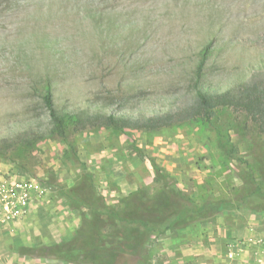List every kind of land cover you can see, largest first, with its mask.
<instances>
[{
    "label": "rangeland",
    "instance_id": "374dc122",
    "mask_svg": "<svg viewBox=\"0 0 264 264\" xmlns=\"http://www.w3.org/2000/svg\"><path fill=\"white\" fill-rule=\"evenodd\" d=\"M207 47L206 86L264 78V0H0V264H72L43 248L77 234L88 210L66 196L88 177L111 205L140 189L153 198L167 183L177 209L231 199L255 180L257 193L214 224L175 237L166 219L148 220L149 244L152 264H264V177L254 161L264 132L247 115L214 120L231 135L229 158L201 118L156 131L88 124L63 139L42 102L49 81L64 112L168 110L190 98ZM19 185L24 208L11 199L25 192ZM116 224L99 229L128 234Z\"/></svg>",
    "mask_w": 264,
    "mask_h": 264
},
{
    "label": "trees",
    "instance_id": "16d2710c",
    "mask_svg": "<svg viewBox=\"0 0 264 264\" xmlns=\"http://www.w3.org/2000/svg\"><path fill=\"white\" fill-rule=\"evenodd\" d=\"M209 52L210 47L203 51V60L196 71L197 80L187 101L176 103L171 109L153 111L140 117L116 113L77 114L60 111L53 97L52 85L47 81L41 97L55 126L54 134L66 139L71 130L85 128L88 124L112 127L119 131H124L127 127L156 131L172 127L180 121L201 118L215 125L219 148L225 156L232 157L235 148L231 135L216 126L214 120L219 112L232 110L247 115L264 132V78L255 75L249 81L228 90L206 86L202 83V77ZM254 161L264 177V146H260L256 151ZM92 183L88 177L69 190L66 197L71 205L86 208L88 211H82V222L73 238L65 239L60 245L43 248L45 252L50 249L51 253L48 255L51 257L72 264H121L127 257H135L141 264H152L153 253L149 244L151 230L148 220L166 219L168 226L165 229L177 237L204 224H214L220 215L235 210L237 203H242L258 191L256 181H248L231 199L209 197L200 205L177 209L174 188L167 183L153 198L147 199L143 189H140L122 197L117 205L108 204ZM108 219L117 223L115 227L127 225L128 234L115 237L112 232L104 236L99 228Z\"/></svg>",
    "mask_w": 264,
    "mask_h": 264
},
{
    "label": "built area",
    "instance_id": "2783aa9c",
    "mask_svg": "<svg viewBox=\"0 0 264 264\" xmlns=\"http://www.w3.org/2000/svg\"><path fill=\"white\" fill-rule=\"evenodd\" d=\"M18 187H20V188H18V189H23L25 192L22 194V195H20V196H17L16 194H13L12 196H11V199L12 200H14V202H15V200L17 201L16 203H15V205L17 206H20V208H24L25 206H27L28 205V200H29V196H28V194L26 193V187L25 186H22V185H19ZM13 203H8L6 206H5V209H6V211H8L9 209H10V205H12ZM8 213V212H7ZM9 214V213H8ZM10 215L11 214H9V217H10Z\"/></svg>",
    "mask_w": 264,
    "mask_h": 264
}]
</instances>
